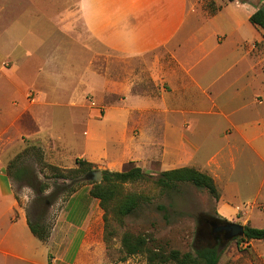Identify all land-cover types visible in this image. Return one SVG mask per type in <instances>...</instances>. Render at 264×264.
Instances as JSON below:
<instances>
[{"label": "rangeland", "instance_id": "374dc122", "mask_svg": "<svg viewBox=\"0 0 264 264\" xmlns=\"http://www.w3.org/2000/svg\"><path fill=\"white\" fill-rule=\"evenodd\" d=\"M31 1L32 6L27 0H9L10 6L0 9V170L7 174L6 167L13 161L16 166L33 169L41 181L49 184L45 194L56 190V185L60 187L52 204H36L34 189L11 180V189L18 205L25 208L27 219L39 221L49 230L45 242L51 264H147L144 254L125 256L121 245L124 233L143 235L150 246L194 252L213 243L207 240L209 216L243 226L264 227V163L248 149L237 152L233 161L224 159L221 176L216 179L221 195L235 206L233 215L223 213L219 198L215 199L206 189L178 183L166 192L153 181L164 169L202 167L218 145L217 131L223 119L216 113L193 112L209 107L197 88L178 89L171 96L161 93L155 85L135 91L142 92L141 97L150 104L167 105V110L155 112L170 117L172 122H180L182 114L170 115L169 106L185 109L184 116L195 120L192 142L201 145L200 149L194 152L185 148L191 161L186 156L184 160L173 159L170 128L166 133L159 131L155 141L154 128L145 126L155 112L144 106L126 111L125 95L107 92L108 66L117 65L116 83L121 86L122 75H126L123 67L128 61L108 49L76 16L70 19L62 14V7H69L75 0ZM191 1L194 8L187 20L194 26H231V10L237 11V19L242 22L239 26H253L247 15L260 5V0H245L248 2L239 5L228 0ZM16 2L20 4L16 6ZM218 6L221 10L212 17ZM252 30L244 29L243 33L252 34ZM260 45L264 49L262 40ZM24 53L29 57L13 63ZM7 54L11 59L5 57ZM179 54L184 56L182 50ZM202 67H196L194 73L201 74ZM219 90L218 103L228 110L229 90ZM89 136L93 137L91 143ZM144 136H152L147 145L141 141ZM32 144L38 149H31ZM146 146H151L152 151L161 146L160 155ZM82 155L92 170L78 172L71 180L52 175V169L45 167L55 165L66 173L78 167L75 159L84 158ZM129 166L141 167L147 177L122 185L123 192L139 194L141 201L133 214L117 219L112 203L104 213L99 200L89 196V180H95L92 171H120ZM68 187L71 192L67 193ZM66 221L74 225L66 229ZM63 238L67 239L65 244L61 243ZM85 238L96 242L93 249L80 248V241ZM241 238L215 243L220 253L217 264H264V239ZM43 259L44 246L38 243L35 261Z\"/></svg>", "mask_w": 264, "mask_h": 264}, {"label": "crops", "instance_id": "0c3cea01", "mask_svg": "<svg viewBox=\"0 0 264 264\" xmlns=\"http://www.w3.org/2000/svg\"><path fill=\"white\" fill-rule=\"evenodd\" d=\"M8 1L0 0L1 10L10 6ZM27 1L30 5L33 3ZM230 2L239 5L241 1ZM19 4L15 3L16 6ZM62 8V14L71 16L70 19L76 16L80 24L98 36V40L102 39L108 49L128 61V65L123 67L126 75H122V85L116 83L117 65L108 66L106 83L107 92L125 95L126 111L138 107L143 109V106L149 112L168 109L165 104H150L141 97L142 92L135 93L136 90L155 85L161 93L171 96L178 89L195 87L200 96L209 102V107L205 111L195 109L193 112L216 113L222 117L217 131V147L207 157L206 164L195 168L213 178L220 192L219 209L233 215L235 206L221 195L216 179L221 176L223 160L228 158L233 161L236 153H242L245 149L264 163V49L260 45L263 31L255 26H239L242 22L237 19L235 10L229 11L231 26H194L190 19L187 20L194 8L191 0H75L69 7ZM220 10L221 7L212 17ZM254 10L248 13L247 19ZM70 19L69 24L73 26ZM249 28L253 29L252 34H244L243 30ZM189 45L190 50L187 49ZM181 50L184 56L179 54ZM28 53L16 57L13 63L28 58ZM5 57L11 59L10 54ZM198 66H203V72L197 75L194 70ZM14 70L16 66L12 67L11 74ZM111 72L112 75L109 74ZM219 88L229 90L228 110L222 109L218 103L221 94ZM169 109L170 115L182 114V120L172 122L170 117H162L155 112L146 120L145 126L154 128L155 141L159 131L166 133L170 128L173 159L184 160L182 158L186 156L191 161L185 148L197 152L201 146L192 142L195 120H188L184 116L185 109L170 106ZM144 137L141 141L147 145L152 136ZM87 140L91 143L93 137L89 136ZM146 147L151 150V146ZM161 149L159 146L151 152L156 151L155 155L159 156ZM5 174L0 170V264H51L47 242L40 241L31 233L25 208L18 205L11 189V180H15ZM70 225L74 224L66 221L64 226L68 229ZM66 242L65 238L61 240L62 244ZM38 243L45 250V259L41 262L35 261ZM95 243L81 239L80 248L93 249Z\"/></svg>", "mask_w": 264, "mask_h": 264}, {"label": "trees", "instance_id": "16d2710c", "mask_svg": "<svg viewBox=\"0 0 264 264\" xmlns=\"http://www.w3.org/2000/svg\"><path fill=\"white\" fill-rule=\"evenodd\" d=\"M237 1L245 2V0ZM219 8L218 6L213 13ZM248 21L264 32V0H260V5L249 15ZM262 41L264 43V34ZM30 147L31 149H38L33 144ZM38 151V156L41 158V152L40 150ZM75 162L78 167L73 170H68L66 173L62 172V170L55 165L45 164V167L52 169V175L65 177L70 180L73 179L74 174L78 172L86 173L92 170L91 163L85 158H76ZM14 164L13 161L8 163V167H6L7 175L15 181L22 182L24 185L32 188V190L34 189L37 193L36 199L34 200L36 204H38L37 202L39 201H44L45 204H52L55 200V191L60 187L56 185V190H52L49 194H45V190L49 185L47 182L41 181L33 169L24 165L16 166ZM12 167H14V169ZM101 173L102 176L100 181L89 180L92 184L89 189V196L99 200V204L103 208L104 213L109 208L110 203H112V209L117 219L133 214L139 207L141 196L131 192H123L122 185L124 183L145 179L147 173L139 166H129L120 171L105 169L102 170ZM153 181L166 192L175 188L178 183H189L197 188L206 189L215 199L219 198V190L213 178L194 167L182 166L162 170ZM70 187L66 189L67 193L71 192ZM27 222L31 233L36 238L43 242L48 239L49 230L45 224L39 221L32 222L28 219ZM243 228L244 232L241 235L242 240L264 239V227L244 225ZM212 242L211 244L198 247L194 252H180L173 248L166 249L161 245L150 246L143 235L135 236L130 233H124L121 239V245L125 256L144 254L147 264H217L220 253L218 252L215 241Z\"/></svg>", "mask_w": 264, "mask_h": 264}, {"label": "flooded vegetation", "instance_id": "af4514ba", "mask_svg": "<svg viewBox=\"0 0 264 264\" xmlns=\"http://www.w3.org/2000/svg\"><path fill=\"white\" fill-rule=\"evenodd\" d=\"M208 225V238L207 240H213L218 243H221V240H229L233 239L236 236H232V229L229 227L228 222L226 220H221L216 216H209L206 219Z\"/></svg>", "mask_w": 264, "mask_h": 264}, {"label": "water", "instance_id": "95a60500", "mask_svg": "<svg viewBox=\"0 0 264 264\" xmlns=\"http://www.w3.org/2000/svg\"><path fill=\"white\" fill-rule=\"evenodd\" d=\"M93 174V178L97 181L101 180L102 173L100 171L98 172H91ZM229 227L232 229V236H241L244 232L243 225L235 223V222H228Z\"/></svg>", "mask_w": 264, "mask_h": 264}]
</instances>
